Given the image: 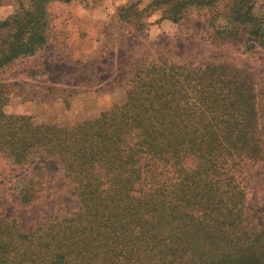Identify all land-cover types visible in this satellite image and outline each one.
I'll list each match as a JSON object with an SVG mask.
<instances>
[{"label":"trees","instance_id":"trees-1","mask_svg":"<svg viewBox=\"0 0 264 264\" xmlns=\"http://www.w3.org/2000/svg\"><path fill=\"white\" fill-rule=\"evenodd\" d=\"M56 1L73 0H31L0 19V154L27 172L10 198L0 195V264H264V226L247 218L243 177L247 161L264 173L252 69L146 51L128 70L124 101L93 119L64 125L8 113L4 74L49 42ZM147 8L174 22L215 9L225 20H207L213 45L239 48L248 35V48L264 50V10L256 15L253 1L152 0ZM38 158L56 162L78 206L24 229L6 208L42 200Z\"/></svg>","mask_w":264,"mask_h":264},{"label":"rangeland","instance_id":"rangeland-1","mask_svg":"<svg viewBox=\"0 0 264 264\" xmlns=\"http://www.w3.org/2000/svg\"><path fill=\"white\" fill-rule=\"evenodd\" d=\"M15 1V11L21 4H31V0ZM151 1L51 3L49 42L35 55L19 59L4 74L11 89L6 111L64 125L93 119L124 101L128 70L135 58L149 51L155 57H169L182 63L213 60L248 66L255 74L264 124V50L260 46L248 48L254 42L248 35L239 48L213 45L207 36L211 32L207 20L212 16H217L220 23L225 20L215 9L195 10L174 22L163 18L162 10L147 8ZM250 1L254 2V13L262 15L264 0ZM131 5L137 11L127 18L120 10ZM38 160L47 173L42 200L28 207L9 204L6 208V214L18 219L24 229L36 227L50 216L67 214L78 206L56 162ZM259 169V164L247 161L243 177L248 195L247 218L264 226V173H258ZM26 173L0 154V195L10 198L23 186Z\"/></svg>","mask_w":264,"mask_h":264},{"label":"crops","instance_id":"crops-1","mask_svg":"<svg viewBox=\"0 0 264 264\" xmlns=\"http://www.w3.org/2000/svg\"><path fill=\"white\" fill-rule=\"evenodd\" d=\"M15 0H0V19H5L15 12Z\"/></svg>","mask_w":264,"mask_h":264}]
</instances>
